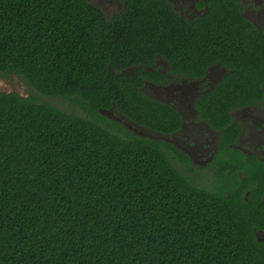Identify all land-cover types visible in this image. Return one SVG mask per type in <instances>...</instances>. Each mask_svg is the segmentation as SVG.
Instances as JSON below:
<instances>
[{
    "label": "trees",
    "instance_id": "1",
    "mask_svg": "<svg viewBox=\"0 0 264 264\" xmlns=\"http://www.w3.org/2000/svg\"><path fill=\"white\" fill-rule=\"evenodd\" d=\"M123 1L107 19L87 0H0V76L34 89L0 92V264H264V162L231 153L201 186L184 153L100 111L172 131L175 111L139 89L144 66L220 62L199 110L231 140V107L264 99V26L240 0L192 19L167 0Z\"/></svg>",
    "mask_w": 264,
    "mask_h": 264
},
{
    "label": "flooded vegetation",
    "instance_id": "2",
    "mask_svg": "<svg viewBox=\"0 0 264 264\" xmlns=\"http://www.w3.org/2000/svg\"><path fill=\"white\" fill-rule=\"evenodd\" d=\"M87 1L98 7L107 19L116 16L124 7L123 0ZM167 1L187 19L201 16L209 8L208 0ZM239 4L243 16L258 28L264 26L262 0H240ZM144 67L150 74L143 75L139 89L149 98L163 103L165 109L175 111L179 118L178 127L169 132H162L141 125L121 112L115 104L101 108L100 111L104 115L120 122L133 133L168 142L186 155L190 167H193L195 162L202 165L207 163L202 170L212 169L215 172L220 161H235L231 153H241L244 160L253 157L264 162V99L231 107L230 114L235 122V134L231 140L228 135L222 140L223 129L215 127L209 118L201 116L200 101L210 98H206L208 93L223 80L227 73L225 65L216 62L207 65L203 72L188 74L182 67H172L165 57L156 54L153 61ZM123 72L133 70L130 67ZM226 130L228 132V129ZM165 151L173 153L170 149ZM237 172L242 174L241 169ZM262 200L264 201V194Z\"/></svg>",
    "mask_w": 264,
    "mask_h": 264
},
{
    "label": "rangeland",
    "instance_id": "3",
    "mask_svg": "<svg viewBox=\"0 0 264 264\" xmlns=\"http://www.w3.org/2000/svg\"><path fill=\"white\" fill-rule=\"evenodd\" d=\"M12 90L17 91L22 95H26L34 91V89L31 86H29L19 75L12 74V75H7V76H0V92L1 91H12ZM38 97L42 100L50 102L51 104L57 106L58 108L64 111L81 114V111L78 109V107H75L68 101L55 98V97H46L45 95H42V94H38ZM173 162L176 163L177 161L173 159ZM206 165L208 164L203 163L202 165L201 163L195 162L193 169L200 172L202 175L200 177V179H202L201 181H199L200 179L199 180L196 179L197 181H199L198 183L201 186L210 187L208 184H210V181L213 178L212 173H211L212 170L211 169L202 170Z\"/></svg>",
    "mask_w": 264,
    "mask_h": 264
}]
</instances>
